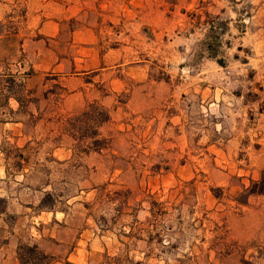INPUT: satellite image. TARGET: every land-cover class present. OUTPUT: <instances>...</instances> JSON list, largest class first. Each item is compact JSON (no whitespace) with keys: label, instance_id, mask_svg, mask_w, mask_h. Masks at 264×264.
<instances>
[{"label":"rangeland","instance_id":"374dc122","mask_svg":"<svg viewBox=\"0 0 264 264\" xmlns=\"http://www.w3.org/2000/svg\"><path fill=\"white\" fill-rule=\"evenodd\" d=\"M11 95L0 193L65 215L37 264H264V0H0Z\"/></svg>","mask_w":264,"mask_h":264},{"label":"crops","instance_id":"0c3cea01","mask_svg":"<svg viewBox=\"0 0 264 264\" xmlns=\"http://www.w3.org/2000/svg\"><path fill=\"white\" fill-rule=\"evenodd\" d=\"M85 50H87V48H85ZM91 56L93 60L96 59V56ZM79 60L83 61V59ZM33 79L30 81L33 82ZM83 84L84 83H82V86ZM70 96H77L78 99H81L82 97L84 99L85 95L79 90L78 92L72 91ZM44 100H47V98L45 97ZM9 101L11 111L10 119H4L3 121L0 120L1 184L6 183L5 181L9 176L7 152L5 149L6 141L9 140L14 144L16 142L18 146H21L20 141L22 140V137H24V123L17 118L15 119V116L20 110V103L17 98L13 97V95L9 97ZM45 107L46 106L40 107L39 111L42 112ZM58 150L59 152L64 151L63 148H59ZM0 191H2V189H0ZM0 196H7L6 198L8 200L6 209L0 214V264H22L19 257V245L21 240L28 242V244L32 246L37 245L46 254L52 252L57 246L62 245L60 244V232L62 233L60 224L63 222L62 220L65 217L64 214L62 217H59L58 213L48 215L45 211H42L36 215L32 213L33 207L31 206V203L30 205H24L22 201H20V197L18 198L14 193L10 195H7V193H0ZM11 215L14 216V220L10 221ZM51 226L59 228L57 230L58 234L54 233L50 238L48 232L50 231ZM53 240L54 242H52ZM81 243V240H79V247L74 250L77 254L72 252L67 256L66 260L68 262H74L76 264H83L85 262L86 255L84 249L81 248ZM50 264L61 263L51 262Z\"/></svg>","mask_w":264,"mask_h":264},{"label":"trees","instance_id":"16d2710c","mask_svg":"<svg viewBox=\"0 0 264 264\" xmlns=\"http://www.w3.org/2000/svg\"><path fill=\"white\" fill-rule=\"evenodd\" d=\"M104 113V112H103ZM108 116H106L105 121L108 120ZM262 192H264V185L260 189ZM23 247H20L19 249V257L22 264H37L35 261H44L49 260L50 256L46 254L45 252L39 250L37 245L34 246H27L26 247V253H22L21 250Z\"/></svg>","mask_w":264,"mask_h":264}]
</instances>
